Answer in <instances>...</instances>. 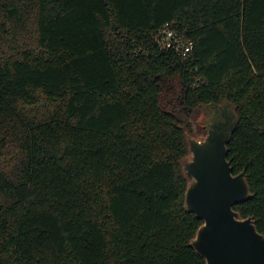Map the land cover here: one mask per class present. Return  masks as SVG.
Listing matches in <instances>:
<instances>
[{
  "label": "trees",
  "instance_id": "1",
  "mask_svg": "<svg viewBox=\"0 0 264 264\" xmlns=\"http://www.w3.org/2000/svg\"><path fill=\"white\" fill-rule=\"evenodd\" d=\"M225 99L264 234V0H0V264H207L182 162Z\"/></svg>",
  "mask_w": 264,
  "mask_h": 264
},
{
  "label": "water",
  "instance_id": "2",
  "mask_svg": "<svg viewBox=\"0 0 264 264\" xmlns=\"http://www.w3.org/2000/svg\"><path fill=\"white\" fill-rule=\"evenodd\" d=\"M198 123L206 132L187 134L189 154L182 168L188 180L187 210L203 220L191 245L207 264H264V234L253 217H241L235 205L250 199L246 171L233 173L228 144L239 123L235 105L203 104Z\"/></svg>",
  "mask_w": 264,
  "mask_h": 264
},
{
  "label": "built area",
  "instance_id": "3",
  "mask_svg": "<svg viewBox=\"0 0 264 264\" xmlns=\"http://www.w3.org/2000/svg\"><path fill=\"white\" fill-rule=\"evenodd\" d=\"M157 41L162 47H176L180 49L184 55L190 52L194 47L192 41L187 40L182 42L178 34L173 29H170L168 25L159 32Z\"/></svg>",
  "mask_w": 264,
  "mask_h": 264
},
{
  "label": "rangeland",
  "instance_id": "4",
  "mask_svg": "<svg viewBox=\"0 0 264 264\" xmlns=\"http://www.w3.org/2000/svg\"><path fill=\"white\" fill-rule=\"evenodd\" d=\"M201 115H202V110L199 109V111L197 112V115L194 119V126H195V129H196V132L194 133V135L196 137H200L204 132H202V130H200L202 127L200 126V124L197 122L198 119L201 118Z\"/></svg>",
  "mask_w": 264,
  "mask_h": 264
},
{
  "label": "flooded vegetation",
  "instance_id": "5",
  "mask_svg": "<svg viewBox=\"0 0 264 264\" xmlns=\"http://www.w3.org/2000/svg\"><path fill=\"white\" fill-rule=\"evenodd\" d=\"M194 133L196 132L195 126L193 127Z\"/></svg>",
  "mask_w": 264,
  "mask_h": 264
}]
</instances>
